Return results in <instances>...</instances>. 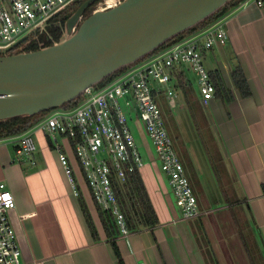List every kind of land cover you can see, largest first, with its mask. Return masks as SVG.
Returning <instances> with one entry per match:
<instances>
[{
  "label": "crops",
  "instance_id": "crops-1",
  "mask_svg": "<svg viewBox=\"0 0 264 264\" xmlns=\"http://www.w3.org/2000/svg\"><path fill=\"white\" fill-rule=\"evenodd\" d=\"M224 29L228 34L226 45L204 54L207 70L221 77L224 87L215 98L207 104L202 102L197 77L186 65L173 71L182 72L190 84L189 102L174 77L158 96L159 104L173 118L172 140L175 145V136L179 143L188 179L191 170L202 184L196 191L201 197L204 195L206 202L196 196L198 217L183 219L140 123V136L134 124L133 129L147 164L139 172L159 224L130 230L127 237L119 234L113 239L106 236L99 207L68 142L59 139L73 167L79 196L74 195L56 147L46 133L33 132L37 151L24 158H19L17 137L2 139L0 181L8 186L16 201L10 222L24 264H120L113 241L124 264H210V259L216 258L210 245L208 251L204 245L208 247L211 240L207 220L215 211L210 205L219 202L216 198L220 196L215 197V193L221 194L220 183L224 179L231 187L234 207L245 214L264 256V1L261 7L257 0L241 4L224 18ZM237 70L246 80L248 96L242 95L234 83ZM173 111H178L177 121ZM186 112L195 124V136L185 128ZM211 153L216 155V167L210 166L209 162L214 161ZM16 159L21 161L15 162ZM80 197L88 208L98 240L89 229Z\"/></svg>",
  "mask_w": 264,
  "mask_h": 264
},
{
  "label": "built area",
  "instance_id": "built-area-1",
  "mask_svg": "<svg viewBox=\"0 0 264 264\" xmlns=\"http://www.w3.org/2000/svg\"><path fill=\"white\" fill-rule=\"evenodd\" d=\"M79 0H0V55L18 52V46L47 34L53 20ZM104 3H99L102 9ZM264 0H257L262 6ZM228 34L224 19L173 44L125 70L102 88L94 86L71 109L58 108L29 131L17 137L19 158L37 151L34 131L46 133L55 145L60 164L75 196H79L73 167L59 139L68 142L96 205L110 213L122 236L130 234L117 187L146 166L133 124L140 123L154 148L176 206L185 221L198 217V199L186 175L166 127L158 96L172 81V71L188 66L196 75L202 102L216 96V88L204 63V54L225 46ZM171 94V93H170ZM20 162L16 159L15 162ZM16 209L14 195L0 181V264H24L17 235L10 222Z\"/></svg>",
  "mask_w": 264,
  "mask_h": 264
},
{
  "label": "water",
  "instance_id": "water-1",
  "mask_svg": "<svg viewBox=\"0 0 264 264\" xmlns=\"http://www.w3.org/2000/svg\"><path fill=\"white\" fill-rule=\"evenodd\" d=\"M98 1H86L53 46L0 55V122L62 108L232 0H115L83 20Z\"/></svg>",
  "mask_w": 264,
  "mask_h": 264
},
{
  "label": "trees",
  "instance_id": "trees-1",
  "mask_svg": "<svg viewBox=\"0 0 264 264\" xmlns=\"http://www.w3.org/2000/svg\"><path fill=\"white\" fill-rule=\"evenodd\" d=\"M86 1L88 0L77 1L75 4L70 6L68 9H66L57 18L53 20V23L49 27L47 34L40 35L38 38H31V39L24 41L20 46H18V49L26 45L24 50L22 51L34 52V51H38L40 49H43L49 46H53L55 43H58L63 36L66 22ZM100 1L101 0L92 4L85 13H88L89 11L94 10V8L97 6V4L100 3ZM246 1L247 0L230 1L228 4L222 7L218 12L214 13L206 20L202 21L201 23L192 27L191 29L185 31L184 33L174 37L168 42L164 43L159 48H157L156 50H154L153 52H151L150 54H148L146 57L142 58L135 64H138L139 62L151 56H154L156 54H159L165 51L166 49L171 47L173 44L184 41L188 39L189 37L195 35L196 33L208 28L214 23L224 19L227 15H229L231 12L236 10L241 4H243ZM18 52H21V51H18ZM133 65L116 71L115 73L107 77L106 79L102 80L96 86H98L99 88L104 87L105 85L110 83L113 79H115L118 75H120L125 70L132 67ZM172 76L174 77V79L177 80L176 81L177 87L184 91L187 102H189L188 97L191 95L192 89H191L190 84L186 81L184 74L178 71V69H176L175 71H172ZM210 76H211V80L213 84L215 85L216 93L218 90H221V88L222 89L224 88L222 85L221 77H219L218 75L216 77L211 73H210ZM233 80H234V83L237 89L241 92V94L244 96H248L249 89H248L246 80L243 76V73L240 70H237L235 72V74L233 75ZM83 99H84L83 95H80L77 99L65 104L62 108H65V109L74 108L78 106L83 101ZM189 105L192 106L191 103ZM47 115L48 113L44 112V113H40L32 117L15 118L10 121L0 122V140L18 137L22 135L23 133L29 131L34 126H36ZM117 194L119 196V202H120V205L122 206L121 207L122 211L125 214L129 230L135 232V231H138L142 227L143 228H154L159 224L156 212L153 208V205L151 203V200L149 198L148 192L146 190V187L144 185V182L142 180V177L139 171H136L135 173L130 174L128 176L127 182L124 185L117 187ZM127 203L130 204L129 207ZM80 205H81L83 214L85 216V219L87 221V224L89 226V229L93 235V238L95 240H98L95 225L89 214L88 208L85 202L83 201V199H81V197H80ZM98 210H99V218L101 220V223H102V226L106 233L107 238L113 239L114 237L118 236L120 232L116 226L113 216L110 213L103 212L100 208H98ZM112 245L114 247L119 263L124 264L123 260L121 259V255L117 249L116 242L113 241Z\"/></svg>",
  "mask_w": 264,
  "mask_h": 264
},
{
  "label": "rangeland",
  "instance_id": "rangeland-1",
  "mask_svg": "<svg viewBox=\"0 0 264 264\" xmlns=\"http://www.w3.org/2000/svg\"><path fill=\"white\" fill-rule=\"evenodd\" d=\"M100 3L103 4L104 0H101ZM98 5L99 4H97L94 10L85 13L83 20L88 18L95 10H97ZM25 46L26 45L17 49V51L24 50ZM160 109L165 119L166 127L167 129L170 130L171 133L170 136L172 138L171 129L174 123L173 118L166 113L163 105H160ZM182 111L183 113H185V110ZM177 112L178 111H173V117L174 120L176 121L178 119ZM185 116H186V121L184 123L185 128L192 136H195L196 134L193 126L194 123L188 116L187 112ZM134 125H135V132L139 133L140 136L142 128L138 126L139 123ZM173 138L175 139L174 148L178 156L180 157V159L183 160L184 163H186L182 153L180 152V147L178 146L179 143L177 142L176 137L174 136ZM214 155L213 153H211V156L214 158V161H216ZM214 161L209 162L210 166L212 167L217 166V161L216 162ZM188 173L195 195L200 200H202L203 203L206 202L204 195L201 197V193L196 191V189L199 190L198 188L202 186L200 180L196 175H194L191 172V170L188 171ZM220 188L222 191L221 194L215 193V197L217 195L220 196V199L216 198L219 200V202L215 201L213 202V205H210V207L213 206V209L215 211L209 214L207 220V226L210 230L209 237L211 240H209L210 243L208 244V247L206 244L204 245L207 248V251L209 250V245H210L211 252L216 258V259H210L211 261L210 264H264V256L262 254L260 244L257 241L254 232L251 230V225L248 219L246 218L245 214H243L241 210L237 208V206L234 207L235 201L233 196L231 195V190H230L231 187L228 181L224 179V183H220ZM127 204L129 207L130 204L129 203Z\"/></svg>",
  "mask_w": 264,
  "mask_h": 264
},
{
  "label": "bare ground",
  "instance_id": "bare-ground-1",
  "mask_svg": "<svg viewBox=\"0 0 264 264\" xmlns=\"http://www.w3.org/2000/svg\"><path fill=\"white\" fill-rule=\"evenodd\" d=\"M116 5H117V2L115 0H107L105 2L104 7L105 8H112V7H115Z\"/></svg>",
  "mask_w": 264,
  "mask_h": 264
}]
</instances>
